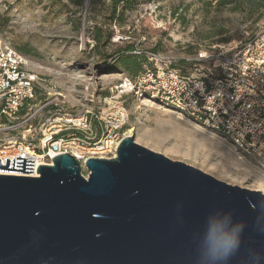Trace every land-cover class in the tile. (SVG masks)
I'll list each match as a JSON object with an SVG mask.
<instances>
[{"label":"rangeland","instance_id":"374dc122","mask_svg":"<svg viewBox=\"0 0 264 264\" xmlns=\"http://www.w3.org/2000/svg\"><path fill=\"white\" fill-rule=\"evenodd\" d=\"M111 1L85 0L77 8L66 0H0L2 42L40 79L32 109L39 117L29 123L32 128L38 133L46 120L48 127L53 118L98 114L110 92L128 79L134 91L122 101L134 142L221 182L260 191L256 183L264 182V166L205 129V120L191 109L167 103L158 93L163 90L157 75L213 71L214 60L200 56L251 37L264 22V0H138L119 20L122 9L113 18ZM94 28L98 42L92 40ZM130 46L140 57L135 74L118 60ZM144 99L150 103L142 104Z\"/></svg>","mask_w":264,"mask_h":264},{"label":"water","instance_id":"95a60500","mask_svg":"<svg viewBox=\"0 0 264 264\" xmlns=\"http://www.w3.org/2000/svg\"><path fill=\"white\" fill-rule=\"evenodd\" d=\"M88 3V0H87ZM123 138L113 159L68 154L0 174V264H264V194ZM0 172L32 174L4 159ZM86 170V177L82 174ZM238 234L211 260L209 228Z\"/></svg>","mask_w":264,"mask_h":264},{"label":"built area","instance_id":"2783aa9c","mask_svg":"<svg viewBox=\"0 0 264 264\" xmlns=\"http://www.w3.org/2000/svg\"><path fill=\"white\" fill-rule=\"evenodd\" d=\"M200 60H214V70L205 75L162 70L157 78L163 91L158 93L170 105L178 104L200 115L205 129L264 166V22L243 42L223 46L216 55L204 54ZM26 65V60L0 38V165L5 167L4 159L16 157L33 162L32 174H0L38 177L39 166H51L52 159L63 154L75 158L82 167L90 158H115L121 140L131 135L122 97L134 91L132 82L125 79L115 87L98 114L53 118L48 127L50 120H46L41 126L45 128L37 133L29 123L39 117V110L32 109L40 79Z\"/></svg>","mask_w":264,"mask_h":264},{"label":"trees","instance_id":"16d2710c","mask_svg":"<svg viewBox=\"0 0 264 264\" xmlns=\"http://www.w3.org/2000/svg\"><path fill=\"white\" fill-rule=\"evenodd\" d=\"M70 4H72L74 7H81L84 3L85 0H66ZM238 0H224L223 4H232V3H237ZM138 4V0H112L111 1V12L113 14V18L115 17L116 11L118 8H121L120 14L117 16V20L122 19L124 16V13L126 11H132L135 9V7ZM262 7H264L262 5ZM94 35L92 40L93 41H99L101 38L100 31L94 28ZM110 38V35L107 36V39ZM124 54L119 57V63L122 65L123 69L130 74H135L140 70L141 63L139 61L138 55L134 54V49L130 46L127 47L124 50Z\"/></svg>","mask_w":264,"mask_h":264},{"label":"clouds","instance_id":"9594fccd","mask_svg":"<svg viewBox=\"0 0 264 264\" xmlns=\"http://www.w3.org/2000/svg\"><path fill=\"white\" fill-rule=\"evenodd\" d=\"M208 239L210 241L209 258L213 261L227 259L239 243L237 232L229 229L225 224L210 226Z\"/></svg>","mask_w":264,"mask_h":264},{"label":"bare ground","instance_id":"6f19581e","mask_svg":"<svg viewBox=\"0 0 264 264\" xmlns=\"http://www.w3.org/2000/svg\"><path fill=\"white\" fill-rule=\"evenodd\" d=\"M141 103L147 105L148 103H150V101H148L147 99H144ZM158 110H159V108H158ZM133 131H134L133 129H130V130L128 131V134H132ZM237 159L240 161V160H241V157H240V158H237ZM254 185H255V184H254ZM256 187L259 188L261 192H263V191H264V182H263V181H258V182L256 183ZM263 194H264V193H263Z\"/></svg>","mask_w":264,"mask_h":264}]
</instances>
